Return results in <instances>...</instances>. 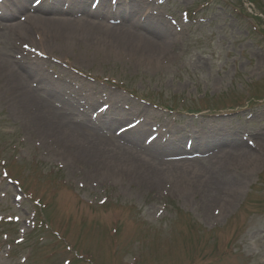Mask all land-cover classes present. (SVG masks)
<instances>
[{
	"label": "rangeland",
	"instance_id": "1",
	"mask_svg": "<svg viewBox=\"0 0 264 264\" xmlns=\"http://www.w3.org/2000/svg\"><path fill=\"white\" fill-rule=\"evenodd\" d=\"M24 5L131 35L0 37V264H264V0H0V36ZM3 69L55 90L62 139ZM76 132L120 162L83 153ZM210 153L248 156L221 203L158 162Z\"/></svg>",
	"mask_w": 264,
	"mask_h": 264
},
{
	"label": "bare ground",
	"instance_id": "2",
	"mask_svg": "<svg viewBox=\"0 0 264 264\" xmlns=\"http://www.w3.org/2000/svg\"><path fill=\"white\" fill-rule=\"evenodd\" d=\"M83 5L85 6V3H83ZM21 8L22 9H18L19 13L26 11L27 13L20 16L19 22H15L11 19H5L6 23L2 24L3 28L1 27V29L3 30L1 33L2 35L0 36L1 38L11 37L16 34L30 35L32 33H43L44 35L55 34L58 37V35L61 36L66 32H70L71 30L83 31L90 34L99 33L101 31H116V33L118 32L122 35H131L130 31L127 32L126 30L128 29L125 27L115 28L106 26L104 25V23H102L103 21L100 22L94 19H87L86 17H84L83 12L71 11L68 7L52 11H47L45 9H36L35 7H30L28 5H24ZM131 39H134V41L136 42L145 44L153 43L148 41V39H146L145 37L137 34H132ZM22 69H24V71H27L30 68L24 65ZM3 72L5 73L6 70L3 69ZM21 73H5L7 76L10 75L14 78L12 85L15 86L13 87L15 94L18 97L20 96V100L22 101L23 105L36 111V114H34L35 117L44 118L46 115L52 117L51 119H48V122L46 123L47 128L50 127V129L53 130L52 133L56 137H58V139H62V131L64 132V129L67 128H62L63 121L56 118V116L54 117L53 113H49L48 111L50 106H52V104H54L56 101L61 102L59 101L60 98L57 97V94L53 88H50L48 90H37L31 88V86L29 85L27 87V84L23 81V76L25 74L23 73V75H21ZM53 93H55L56 96ZM74 137L81 142V146L79 147L82 149L83 153H89L88 156H95L100 160H104L105 162L108 161L110 163L117 162L122 158L120 156V153L116 150L107 151V145L97 138H93L92 140H90V136H87L81 132H76ZM118 150L121 152L125 151L126 153L130 154L133 153V151L125 145L119 146ZM185 159L181 157L170 158L168 160H162L158 158V162L164 165L163 167L165 170L163 171V173L165 174H167L169 171L178 174L188 172L187 174L185 173V177L187 178L186 180L188 182L195 183L198 181H202L204 184H207V186L210 188H206L205 192L208 194L207 199L209 200V202L210 200H213V203H221V199L212 197V195H224L222 193L226 191V188L224 187L222 182L225 180L226 175H228L227 173L233 167L242 166L244 163H246L245 161L248 159V156L241 153H228L225 155L210 153V156L206 159L208 162L206 166L203 167L202 165H195L196 163L191 162V159L183 162ZM123 160L125 162L122 164L133 169L134 171L138 173H140V171L147 172L146 165L142 160H136L133 162H130L129 159ZM201 171H204L203 175H192V172ZM153 174H155L156 176H160V172H154ZM212 185L214 187H212Z\"/></svg>",
	"mask_w": 264,
	"mask_h": 264
}]
</instances>
